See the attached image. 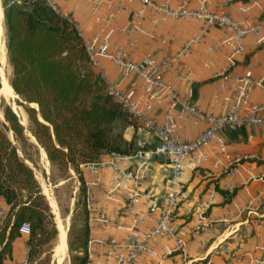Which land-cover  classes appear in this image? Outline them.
I'll use <instances>...</instances> for the list:
<instances>
[{
  "label": "crops",
  "instance_id": "0c3cea01",
  "mask_svg": "<svg viewBox=\"0 0 264 264\" xmlns=\"http://www.w3.org/2000/svg\"><path fill=\"white\" fill-rule=\"evenodd\" d=\"M4 1L0 0L2 10ZM56 1L63 14L80 24L84 38L93 39L99 34L101 41H109L112 47L121 46L137 62H144L147 55L153 53L161 60L172 61L183 44L201 28V22L194 18L173 19L164 12L144 8L137 1L122 8L119 0ZM156 1L160 4L170 1L174 8H179L185 0ZM188 1L195 7L203 0ZM227 1L207 0L212 7L224 5ZM245 6H249L248 11L242 10ZM229 9L240 20L262 17L264 0H236ZM229 34L225 28H211L187 57L172 61L171 67L162 72L167 81L176 85L184 96L192 97L196 105L208 113L222 109L235 76L264 78V40L260 41L258 35L249 36L245 52L237 56L235 65L229 68L230 49L221 43ZM94 70L103 72L108 83L127 88L134 99L143 93L142 79L135 73L126 74L110 58H101V66ZM227 70L229 79L223 81L221 75ZM222 82L228 87L217 94ZM251 101L264 103V88H254ZM152 114L162 121H171L174 136L183 140L195 138L207 125L192 114L181 115L178 109L171 110L166 97L154 102ZM223 135L226 140L224 151L204 150V155L197 154L187 161L181 175L175 225L185 240V251L168 254L166 247H174L175 242L162 236L150 245L137 264H236L238 256L241 258L245 251L264 259V249L261 248L264 246V163L250 165L254 174L263 176L256 180H250L247 172L231 176L223 166H215L216 153L224 164L238 154L264 155V127H240L225 130ZM124 136L127 140L141 139L148 147L158 142L156 136L143 133L134 126H128ZM123 155L125 168L136 162L134 152ZM108 159L109 155H104L100 160ZM95 163L92 168L88 164L82 165L91 198L89 239H102L106 243L95 241L89 245L88 264H114L108 254L109 243L142 240L158 218L157 212L150 213L139 228L132 230L131 215L126 214L131 191L136 188L148 195L136 206L137 212L148 214L151 198L159 201L165 198L171 159L168 156L155 158L137 187L119 178L110 166ZM208 171H212V176H205ZM226 191L236 192L229 199ZM252 197H256L255 204L249 207ZM0 207V214L5 215L8 206L3 200ZM100 216H108L113 224L98 221L96 218ZM27 238V235H21L14 240L13 255L5 264L25 263ZM65 240L67 242L66 237Z\"/></svg>",
  "mask_w": 264,
  "mask_h": 264
},
{
  "label": "trees",
  "instance_id": "16d2710c",
  "mask_svg": "<svg viewBox=\"0 0 264 264\" xmlns=\"http://www.w3.org/2000/svg\"><path fill=\"white\" fill-rule=\"evenodd\" d=\"M4 7L13 68L10 83L29 113L31 132L51 164L63 172L72 168L81 183L80 214L73 216L79 226L70 229L69 246L71 264H88L89 210L82 164L148 146L125 138V129L138 128V123L106 93L84 38L67 15L56 12L46 0H5ZM4 117L7 125L0 119V204L3 200L8 210L0 225V264L12 257L13 242L22 235L25 223L30 226L27 262L40 264L44 247L51 253L59 231L34 169L20 156L5 126L19 138L25 137V128L11 106L5 107ZM235 192L225 193L230 199Z\"/></svg>",
  "mask_w": 264,
  "mask_h": 264
},
{
  "label": "built area",
  "instance_id": "2783aa9c",
  "mask_svg": "<svg viewBox=\"0 0 264 264\" xmlns=\"http://www.w3.org/2000/svg\"><path fill=\"white\" fill-rule=\"evenodd\" d=\"M49 5L58 13H61L56 0H46ZM140 2L144 8H152L164 12L173 19L194 18L201 22L200 32L187 40L177 52L172 61H180L187 57L193 46L198 44L203 36L211 28H225L230 34L221 42L230 49L229 68L235 65L237 56L243 54L246 49V39L251 35H258L259 40H264V15L262 17H251L245 20L236 19L230 12L229 7L236 0H228L224 5L212 7L207 0H203L198 6L192 7L188 0H185L179 8H174L170 1L163 4L156 0H119V6L125 7L130 2ZM249 6L243 7V11H248ZM65 15V14H64ZM68 16V15H67ZM68 18L75 24L77 30L84 38L81 26L71 16ZM85 46L90 56L93 68L101 66V58H110L126 74L135 73L143 81V93L138 99H134L129 94L127 88L115 83H108L104 73L99 72L106 83V93L119 102L136 119L139 129L143 133L154 135L158 142L153 147L139 148L134 152L136 162L128 168L123 166L125 155L112 152L106 161L98 160L97 164L110 166L117 176L128 180L137 187L146 176L151 162L157 157L168 156L171 159L168 189L163 201L151 198L149 212L144 214L136 211L137 204L146 193H142L136 188L131 191L130 205L126 208V214L131 215V229L139 228L147 215L157 212L158 218L155 224L145 233L140 241H120L111 242L108 245V254L114 259V264H137L139 258L149 251L150 245L162 236L172 239L174 247H166L168 254L185 251V240L175 225V215L177 212L180 192L181 175L187 161L203 154L204 150L216 149L225 150L226 140L223 132L240 127H264V103H254L251 101V92L256 87L264 88V78L256 79L250 76H235L229 93L224 97L225 104L219 112L208 113L201 110L192 97L184 96L178 87L167 81L162 72L171 67V60H161L157 54H148L144 62H137L132 59L128 52L121 46L112 47L107 40L101 41L99 34L93 39L84 38ZM228 70L221 77L223 81L228 80ZM228 87L222 82L217 94L222 93ZM168 98L170 108L178 109L181 115L185 113L196 116L201 122L206 123V127L193 139L183 140L173 134L171 121H162L152 114L154 102L163 98ZM234 102V105L231 103ZM139 146L146 143L139 139ZM218 159L215 166H223L231 176L240 175L247 172L250 180L262 179V175L252 172V163H264V155L244 153L232 156L228 163L224 164L221 157L216 153ZM215 156V157H216ZM91 166L95 162L85 163ZM83 165V164H82ZM205 176H212V171H208ZM112 198V197H111ZM255 198L252 197L248 206L253 207ZM264 201V200H263ZM86 203L88 210L91 207L90 190L86 189ZM104 224H113V220L108 216L96 218ZM22 235H29L30 226L23 224L20 228ZM99 242L105 244L102 239H89L88 252L91 243ZM264 249V246L261 247ZM236 264H264V259L254 255L250 251H245L241 258L238 256Z\"/></svg>",
  "mask_w": 264,
  "mask_h": 264
},
{
  "label": "rangeland",
  "instance_id": "374dc122",
  "mask_svg": "<svg viewBox=\"0 0 264 264\" xmlns=\"http://www.w3.org/2000/svg\"><path fill=\"white\" fill-rule=\"evenodd\" d=\"M2 7L4 11V6ZM5 45H6L7 54H6V60L0 62V78H1V82L2 80L4 81L3 78H6L7 80H9V82H11L13 68L8 58L6 30H5ZM21 101L22 99L18 98L17 95L15 97H11L4 93L1 94L0 119L3 124L7 125V122L4 117V109L8 105L12 107V109L18 115V118L20 119L21 123L23 124L25 128L24 138L17 137L14 134V132L10 130L8 127L6 128V126L5 129L8 135L10 136V138L12 139L13 143L18 148L20 156L34 169L35 175L38 181L40 182L42 190L49 202L51 212L53 213L54 221L57 225L58 221L56 219V214L54 213L51 207L50 199L46 193V189H48L53 194L52 196L56 200L59 209V213L61 216L60 218H62L61 221L63 222V225L65 224V222L67 223L68 237H67V231L65 232V236L66 239L68 240V246H69V231L73 226H79V222L74 221L73 216L75 214L76 216L80 214V207H78V201L80 199L79 197H80L81 183L79 181L78 174H76V172L72 168H70L68 172L65 171L63 172L58 166L52 165L47 156L45 157L43 155L42 152L43 147L38 143L35 136L31 132V127L33 124L30 119L29 113L27 112L26 107L20 103ZM13 102H15L19 106L18 110H15L13 108L12 106ZM1 209L2 208L0 207V211ZM3 216L5 215L0 214V224H2L3 222L2 221ZM56 240L52 244L51 253L48 252L46 247H44V253L42 254V259L39 262L40 264L53 263V249L55 247ZM68 258H69V264H71L70 246L68 249ZM27 259H28V255L26 253L24 264H38V261L35 260L32 261L31 263H28Z\"/></svg>",
  "mask_w": 264,
  "mask_h": 264
},
{
  "label": "bare ground",
  "instance_id": "6f19581e",
  "mask_svg": "<svg viewBox=\"0 0 264 264\" xmlns=\"http://www.w3.org/2000/svg\"><path fill=\"white\" fill-rule=\"evenodd\" d=\"M6 54L7 53H6V45H5V27H4V21H3V10L0 7V62L6 60ZM3 79H4V81L2 80V88L0 90V95L4 93V94H7L8 96L15 97L16 96L15 91L12 88V85L10 84L9 80H7L6 78H3ZM12 106L15 110L19 109V106L15 102L12 103ZM42 152H43V155L46 157L47 155H46V152L43 148H42ZM46 193L50 199L51 207H52L54 213L56 214V219L58 221L57 226L61 231V233L59 231V234L61 237L62 244L59 245L56 249V252L58 254V251L62 250L65 247H66V251H67V242L65 240V237H66L65 232L68 231L67 223H65L63 225V222L61 221V218H60L61 216L59 213V209H58L56 200L52 196L53 194L48 189H46ZM60 262H61V259H60ZM68 263H69V258H67V264Z\"/></svg>",
  "mask_w": 264,
  "mask_h": 264
},
{
  "label": "water",
  "instance_id": "95a60500",
  "mask_svg": "<svg viewBox=\"0 0 264 264\" xmlns=\"http://www.w3.org/2000/svg\"><path fill=\"white\" fill-rule=\"evenodd\" d=\"M16 95L18 98H20V96L17 93H16ZM25 103L27 104V102H25ZM29 105L39 109L37 104L30 103ZM40 119L43 120L42 117H40ZM67 237H68V231H67ZM61 244H62L61 237H60V234L58 233L56 244H55V247L53 249V263L52 264H67L68 249H69L68 240H67V251H66V247H65L62 250L58 251V254H57L56 249ZM60 259H61V262H60Z\"/></svg>",
  "mask_w": 264,
  "mask_h": 264
}]
</instances>
